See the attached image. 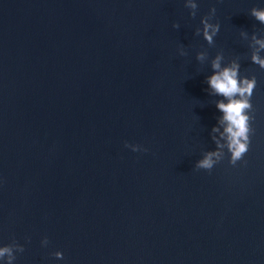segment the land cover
<instances>
[{
	"label": "water",
	"instance_id": "water-1",
	"mask_svg": "<svg viewBox=\"0 0 264 264\" xmlns=\"http://www.w3.org/2000/svg\"><path fill=\"white\" fill-rule=\"evenodd\" d=\"M185 3L0 0V248L12 264H264V68L252 61L264 24L251 15L264 0H196L195 18ZM213 7L209 45L196 30ZM218 55L256 81L235 166L217 107L228 99L207 80ZM209 152L218 162L197 169Z\"/></svg>",
	"mask_w": 264,
	"mask_h": 264
},
{
	"label": "clouds",
	"instance_id": "clouds-1",
	"mask_svg": "<svg viewBox=\"0 0 264 264\" xmlns=\"http://www.w3.org/2000/svg\"><path fill=\"white\" fill-rule=\"evenodd\" d=\"M185 7L191 9V16L195 18L197 14L198 5L196 0H186ZM216 9L213 7L210 13L202 18L203 28H197L196 34L200 35L201 31L204 39L209 45L213 44L214 37L220 30V24L212 23V19L215 16ZM251 15L258 20L261 24H264V8L253 7ZM173 27L179 28V24H174ZM256 43L260 45V48H264V40H256ZM180 55H187L186 52H181ZM205 54L203 52L197 55L198 60H203ZM223 57L218 55L212 61V68L214 74L207 78L209 86L219 95L228 99L227 103L223 101L217 104V107L224 113L223 119L227 122L225 132L228 135V151L231 153L230 163L235 166L237 161H241L244 155L249 150L250 138H249V115L246 114L247 110L253 109L250 99L253 95V89L256 86V81L253 78L249 80L247 77L243 79L238 78L239 64L233 62L230 66L224 67L221 70L220 61ZM252 61L258 64L261 68H264V59H261L258 54H253ZM252 119L254 117L252 116ZM213 131H218L214 128ZM221 148L223 145H219ZM125 147H130L133 151H145L148 149L143 148L140 145H131L125 142ZM214 157L216 159H214ZM220 152H209L200 160L196 165L197 169H205L211 171L214 165L220 159ZM245 163H247L245 161ZM47 243V240H45ZM20 252L24 251L23 247L19 248ZM7 254L8 264H12V261L16 259L13 255V249L11 245H6L0 248V258ZM57 258H63L61 252H57Z\"/></svg>",
	"mask_w": 264,
	"mask_h": 264
}]
</instances>
